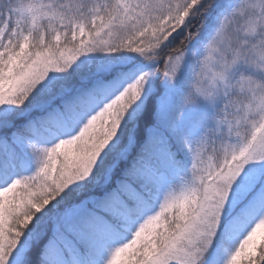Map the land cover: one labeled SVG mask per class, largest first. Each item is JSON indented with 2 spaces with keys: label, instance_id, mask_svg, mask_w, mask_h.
<instances>
[{
  "label": "snow or ice",
  "instance_id": "6c2138e0",
  "mask_svg": "<svg viewBox=\"0 0 264 264\" xmlns=\"http://www.w3.org/2000/svg\"><path fill=\"white\" fill-rule=\"evenodd\" d=\"M0 264H264V0H0Z\"/></svg>",
  "mask_w": 264,
  "mask_h": 264
}]
</instances>
